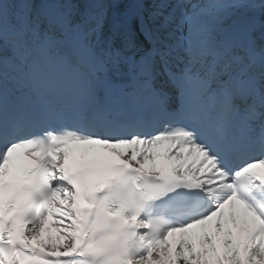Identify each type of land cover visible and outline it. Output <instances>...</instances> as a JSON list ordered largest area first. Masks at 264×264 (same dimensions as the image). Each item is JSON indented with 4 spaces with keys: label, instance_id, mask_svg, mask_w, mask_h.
Masks as SVG:
<instances>
[{
    "label": "snow or ice",
    "instance_id": "snow-or-ice-1",
    "mask_svg": "<svg viewBox=\"0 0 264 264\" xmlns=\"http://www.w3.org/2000/svg\"><path fill=\"white\" fill-rule=\"evenodd\" d=\"M0 264H264V0H0Z\"/></svg>",
    "mask_w": 264,
    "mask_h": 264
}]
</instances>
